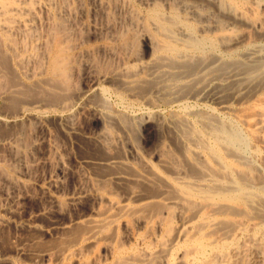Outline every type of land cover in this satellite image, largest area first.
I'll return each instance as SVG.
<instances>
[{"label":"rangeland","instance_id":"obj_1","mask_svg":"<svg viewBox=\"0 0 264 264\" xmlns=\"http://www.w3.org/2000/svg\"><path fill=\"white\" fill-rule=\"evenodd\" d=\"M103 1L105 2L106 0H103ZM143 1L142 0L141 1L140 0H129L128 1L129 3L125 4V6L128 5L127 8H129V10L131 8H133L132 9V11H133L132 15L134 14V10H135L134 16H136L138 18L140 17L143 19L149 13L148 10L151 7L149 5L151 2L145 3ZM190 1L196 2L199 6H201L202 9L205 10L206 15L208 14V16L210 18L214 17L213 19L217 18L220 21L223 20V23L227 22V24H224V27L226 26L225 31L227 30V27L230 28V29H228V32L226 31L227 33H225L228 38H226V35H225V39L222 38L226 44L220 39L219 41H222L224 43V44L221 43L220 45L223 44V46L225 45L224 47L227 48L231 44L230 42H232V44H233L232 45L233 49H232L231 45L229 47L230 49L227 48L228 50L226 48H224L223 46L219 47L220 46L219 41H217V40L215 41V34H213L211 32H207V33L203 32L202 33L200 28L198 27L199 24L197 22L193 23V25L198 24V25L194 26L195 28L192 31V33L194 32V34H195L193 37H196V36L199 37L201 35L204 37L206 36L205 38L208 41L206 39H204V41H202V45L199 48V50L197 49L193 52V50L191 51L189 49V51L185 54L186 56H184L186 58H183L185 60L184 62L187 63V65H188L189 62L188 61L186 62V59L187 60L189 59L191 62V63H189V66H190L191 64H194L195 61L197 62L198 59H200L201 62H200V60L198 61L200 63H202V62L204 63V60H205V64H206V61H207L206 66L212 64V66H211L212 69H210L209 66H208L209 68L205 67V66H204L205 67L204 68L202 66L200 69H197L196 71H198V72L195 71V73H194V76L196 75V77L189 74V72L186 73V71L188 70L186 68H185L186 70L184 68H181V69H179L180 70L179 71L178 69H176L177 66H174L175 64L173 65V63L168 64L169 66H172V67H168L167 68L168 70L164 69L167 66V64H166L165 67L161 68L162 70L160 69V71L159 70L157 71L158 73H156L155 71L153 72L155 74L148 73V71H150V70L147 69L148 67H146V66H148V65H146V63L149 62L148 64H150V59H149L150 54H149V51L146 50L143 45L141 46L140 43L138 44V42H137L136 46H134V48H132L130 50V53H133L132 55L128 54L129 53L128 51H125L123 53H125L126 57L128 56L127 58L125 57L124 54H123V56L121 54L120 55L121 59L119 56V60L116 59L117 60L116 61L114 58V59H112L113 62L111 60V57H107L108 59L110 58L108 60V64H107V61H106L107 58L105 57L104 53L101 51L102 49H99L100 48L99 46H101V48H103V46L109 44V42H108L109 39L107 38L106 41L105 40L97 41V40H94L91 38V33H92L91 25L93 26V24H95V23H97V24L101 23L102 19H100V18H102V16H103V19L106 17V15L104 16V14L103 15L101 14L102 16L100 15L99 9H97L98 11L96 13V8L98 7L96 0H74V3L72 5V8L73 9L77 8L75 10L78 11L77 13L75 11L76 14H75L74 20L76 19L75 20L76 22H77V20H78V22L80 21L79 24H81V26H82L81 31H83V32L80 31V33L82 35L79 33L78 38H77L78 40L80 38L83 42L82 43L79 40L82 44L80 46V49H79V52L81 51L80 53H81V59L82 60H80L81 62L76 63L75 68L77 70L73 71L74 73L72 74L71 79L69 81V85L67 84L68 86H66V88L64 86L61 88V91H60V89L51 91V90H48L46 88H43V84H42V88L40 85H38V86H40L41 89L38 86L33 88L30 86V83L28 81L20 78L18 73H17V78L19 77V79H20V81L18 79L17 85L20 86L21 92L16 95V94L12 93V91H11V93L9 91V94L8 93L3 94V96L0 97V264H120V263L121 264H124V263L125 264H127V263L132 264L134 257L137 254L138 255L142 254L145 250H147L146 248H148L149 252H151V254H153V255L152 256H150V255L146 256L145 255V258L143 257V262L150 261V263L162 264L161 260H163L162 258L164 256H166V253L165 254H163V253L165 250L167 251V249L169 247L167 244H169L173 238H175L173 240L176 243V244L174 243V245H176V247L177 246H179V247L176 248L174 246L175 249L172 251V256H171L172 258L170 257L172 260L171 264H184L181 261V259H179V258H182V254H179V253L185 252L184 249H186V248L184 247V249H183V244H184L186 238H188V235L190 237L192 236V233L193 234L195 233L193 235V237H195L198 235V231H200V233H199L200 235H205L206 237L209 235V237H210L209 240L212 241L214 239L216 242H218L221 239L224 240L222 238V236L217 237L218 235H225V236H223L224 238L231 236L235 230V229L232 230L234 227L233 224L236 225L237 223H239L241 221H246L245 219L248 220L249 217L250 218L253 217V219L257 218L258 220L256 219V223L264 225V207H263L264 206V204H263L264 196L261 195L262 193L264 195V182L261 183L262 181L261 182H260V180L258 181V179H260V178L264 179V175H263L264 170H262L263 168L261 166L260 160L253 157V153H252L254 145L259 140V137H257V136H259V134L258 135L255 134L256 137L255 136L252 137V134L248 133V132H250V131H248L249 129L247 130L248 132H246L244 130V129L249 128V124L246 123L247 128H246L245 123H243V126L241 124L242 123L241 121L244 120L242 116L248 115L247 119L249 116L250 117L255 116L254 118H252V120L253 119L255 120L256 115L258 113L255 109L254 104H255V102L258 103V101H260V100L262 101V99H264V97H262V96H264V93H263L264 90H262V89L260 90L261 86H259V84H260L259 82L264 81V71H263V75H261V73H260L262 71V69L264 68V65H261L262 63L258 65V61L260 60V58L262 59L263 64H264V60H263L264 57L261 56L262 54H264V52H263L264 51V27H263L264 26V0H248V4L246 6V8H248L247 9L248 11H246L245 14H246V16H248V18L255 20V22H256L255 26H252V25H250L251 23L249 24V22H246L243 20H240L238 22L237 20H239V19H235L236 17H235V15L232 14L230 8H225L223 10L224 14H223V11L220 12V10L218 9L219 0H201V1L200 0H190ZM249 1L251 2L252 5L250 4ZM145 4H147V6ZM162 4L167 5L166 2H162ZM166 5H163V8ZM87 6L89 8H87ZM111 7H113V6H111ZM166 7L164 8L165 12L167 10ZM113 8H111L113 14L111 13V15H110L112 18L111 17H106V18L108 20H110V18H111V21H113L112 19H115V17H116L115 20L117 21V19H118V22H119V20H120L119 18L121 17L118 14L119 10L118 11L116 10L117 11L116 12L115 9L113 10ZM127 8H126V10L129 11ZM163 8L161 11L164 13V15H167L166 17H168V12L165 13ZM249 10H250V12H249ZM253 10H255V11H253ZM181 11L182 10H180V12ZM163 13H162V16H164ZM253 13H255V14H253ZM249 14L250 15L253 14L251 16H253L254 18H252ZM232 15H233V17H232ZM218 16H219V18H218ZM224 16H225V18H224ZM228 16L230 18H228ZM106 18L104 19L105 21H107ZM213 19H212V23L214 22ZM209 20L211 22V19H209ZM103 21H102V23H103ZM105 21H104V23H106ZM224 21H226V22H224ZM88 24H90L89 27H88ZM204 24H205V22H204ZM196 27H197V29L199 28L198 32H200V33H197ZM87 29H89V30H87ZM90 29H91V32H90ZM177 30H178L177 31L178 33L181 32L180 28H178ZM211 35H212V37H211ZM230 35H231V37H229ZM177 36L181 37V35H179V34ZM242 40L243 41L245 40L247 42H243ZM248 40H249V42L250 41H252V42L249 43ZM79 41H78V43H80ZM203 42H204V48H203ZM208 42L210 44H208ZM241 42H243L244 45L249 43L251 45H249V44L248 45L251 47H249L248 45H247L248 47L247 46L243 47L242 46L243 44H240ZM215 43L217 45H215ZM102 44H104V45H102ZM209 45L210 46L213 45V46H211L209 48ZM97 48H98V50H97ZM201 48H203V49H201ZM223 48H224V50H222ZM237 48L238 49L240 48L239 51ZM254 48H256L257 51H255ZM247 49H248V51H247ZM253 49H254V51L252 53ZM201 50L202 51L204 50L203 53L200 52ZM88 52H89V54H88ZM246 52H248L247 54H249V52H251L252 53V54H250L251 57H250V55L248 56L246 54ZM257 52H259V53L261 52V53L258 55ZM242 53H243V55H242ZM190 55H194V56H196V58L194 56H190ZM210 55H213V57H211ZM244 55L247 57V59L249 61L247 59H245L246 61H244V58H246ZM256 55H258L259 60L258 59L256 60V57H257ZM103 56L105 57V59ZM198 56H200V57H198ZM230 56H232V57H230ZM124 57H125V59H124ZM133 57L141 60V61L139 60V62L136 64V69L138 68V71L141 68H143L144 71L147 70V72L145 71V75H144V76H149L148 81H150V82H147V83L154 85V82L151 81V78L153 79V77H151V76L154 75V79H155L157 74L158 75L163 74V76L162 75L158 76L159 78L157 77V79L155 80L156 82H158V83L155 82V89L150 87L151 85L149 86L147 83H141L144 85L147 84L145 86L142 85V87L136 86V88L133 87L132 89L131 88L128 89V88H125L123 86L122 87L118 86L114 82H110V83H104V84L101 83L100 84V86L105 87L107 90L106 93H104V94L102 93L103 94L102 96H101V94H99V95L96 94V92L95 93L91 92L90 94H88L89 96L83 94V96L78 95L79 98L76 97L77 95L75 92L82 90V89H80V88H82V85H81L79 77H81V75L86 70V68L84 67L86 59L88 60V62L90 64L94 61L91 65V66H93V69L97 68V69H95V71L97 73H98V71H99V73L102 72L101 74H103V72L105 73L106 71L108 72V70H110L111 66L109 67V64L113 65L115 67L116 66H122L123 63H126L129 59L131 60ZM189 57L190 58L193 57L192 59H195L193 61V63H192V59H190ZM201 57H204V59L203 58L201 59ZM90 58H92V59H90ZM216 58H217V61L213 63V61H215ZM251 58L252 59L255 58L254 62L257 63L256 66H258V68L255 66L257 68V70L254 67H252L254 65V62L252 61ZM232 59H233V61H232ZM125 60H126V62H124ZM234 60H236V61H234ZM238 60H240L241 63L242 62L245 64L247 63L246 65H249L250 63H252L253 65L251 66V68H254L253 71H256L257 76H258V72H259V75H261V76L256 77L255 73H253V74H251V76L253 75L254 78L251 79L253 76L251 77L247 74V72H248L247 69L248 70H252V69H250L247 66H244L245 64L242 65L241 63L238 62ZM83 61H85V62L83 63ZM118 61H119V63H117ZM226 61H227V63H226ZM95 62L99 63V66L97 65V67H96L97 63H95ZM233 62H238L237 66L235 65L237 68H234V64H236V63L233 64ZM248 62H249V64H248ZM230 63L233 65L232 68H233V70L235 69L234 71L236 72V75L234 74L235 72L231 71L232 69H230V68L232 65L230 66ZM196 64H199V63H196ZM227 64H229V65H227ZM239 64H241L242 67H241V65L238 66ZM82 66L84 67L83 69H82ZM191 66H193V65H191ZM227 66L228 67L230 66V67L228 68ZM259 66H262L263 68L261 67L262 69H259L260 68ZM213 67H214V69H213ZM223 67H224V69H223ZM239 67H241L242 70L244 69L243 67H247V69L245 68L246 73H244ZM202 68H204V69H202ZM81 69L84 71H82ZM143 69H141V70H143ZM163 69H164V71H163ZM174 69H176V70L174 71ZM206 69L211 70V71L209 72ZM221 69H223V70H221ZM227 69H228V71H227ZM236 69L239 71V75L237 74ZM8 71L10 72L11 70L8 68ZM12 71H13V74H11V76H13L14 72H15V75L13 77H16V71L15 70H12ZM226 71H227V75H228L229 71H231L233 73L229 72L230 76L228 75V77H227V76H225ZM166 72L169 73L168 75H170V74L172 75V73H176L177 75H180V76L182 74H186V76L182 75V76H184V78L179 76L180 79L181 78H183V79H182V81L179 79L180 82L178 81V83H176L177 87L181 86L180 87L181 90L179 87L177 88V90L180 93L178 91L176 93V91H175L176 86L173 85L175 83L174 82L171 83L170 80L168 81V79L166 77L167 75H165V74H167ZM183 72H185V73H183ZM207 72H209L210 74ZM218 72H219V74H221L223 76L219 75ZM147 73H148V75H147ZM215 73H217V74H215ZM187 74L189 75V78H190L189 80H191L193 82L196 81L194 83L192 82L194 85L191 84V81L188 82V85L190 84L191 86L187 85V81H188V75ZM205 74H207V75H205ZM208 74H209V76H208ZM245 74L247 75V79L249 81H247V79L245 78L246 77ZM0 75H1L0 76V92H2L7 87H9V88L11 87V85L14 83L15 78L12 77L14 80L10 81L8 74L7 73L4 74L3 71H1V69H0ZM217 75L219 76L220 79H217V77H218ZM2 76H4L6 79L3 78ZM214 76H217V77H215L216 79L214 78ZM224 76H225V78H224ZM235 76L236 77L238 76L240 78V79H237L238 82H234V81H237L236 79H234ZM161 77H163V79H161ZM185 77H187L186 81H185ZM208 77L209 78L212 77L211 78L212 80L211 79L209 80ZM203 78H204L205 82L203 81ZM213 78L217 81H214ZM241 79H242V81L245 82V85L244 84L241 85ZM250 79L253 80L251 82V84L248 83V82H250ZM161 81H163V83ZM201 81H202V83L204 82L205 84L204 83L202 84ZM20 82L23 84H21ZM140 82H143V81H140ZM159 82H161L162 84ZM213 82H214V84H213ZM221 82H224V83L230 82L231 84L230 83L226 84L227 86H230V89H229V87L225 86L224 83H221ZM262 82H261V85H262ZM166 83L168 84V86L170 84H172L171 85L172 87L170 86L172 89L170 88L169 91H165V89H162V88H165V86H166V90L169 89V87L166 85ZM216 83H217V86L219 87V89H220V86L222 87L221 88V89H223L222 91L216 87ZM236 83H238V85H237L238 87L236 86ZM252 83H253V85L254 84L255 85L253 86ZM157 84H159V85H157ZM232 84L235 86L234 87L231 86ZM256 84L259 86V89H258ZM22 85H24V86H22ZM162 85L164 87H162ZM202 85H205L204 87L206 88V90H208V87H210L209 90H210L211 94L209 93V90L204 91L205 88ZM214 85L216 87L215 91L211 90V87H213ZM248 85L252 86L251 91H253V92L250 91L252 93V94H250V95H252L251 97H250V95H248L249 94L248 90L250 89L251 86L249 87ZM156 86L157 87L159 86V87L157 88ZM201 86L203 87V89H200ZM223 86L227 87V89H229V93H228V90L225 91L226 88H224ZM244 86H246V87L248 86V89L246 87H245V89H242ZM263 86L264 85H262L261 88H264ZM173 87H175V88H173ZM185 87H187V88L185 89ZM240 87H241L242 91H241V89H239ZM31 88H33V90ZM236 88H238L239 90L238 89L235 90ZM11 89L7 88V90H5V92L3 91V93H6V92H8V90H11ZM64 89H66V90H64ZM160 89L163 93H160L161 92ZM198 89H200L201 91H199V93L197 94L196 92ZM255 89H256V92L259 94V96H257L258 94L255 92ZM22 90L23 91L25 90V91L23 92ZM28 90H30V91H28ZM173 90L175 91L176 94L172 93L173 94L172 95L169 93L170 94L169 95L167 93V92H173ZM185 90H187V92L188 91H190V92L189 93L184 92ZM233 90L236 92L240 91L243 94L245 93V90H247L248 91L247 97H249V99L250 98L251 99L249 100L246 97V93L244 94V97H246V98H243V95L240 92L239 93L237 92V94L235 96L234 93H236V92H234ZM157 91L159 93H157ZM181 91H183V92H181ZM223 91H225L227 93V96L224 94L225 92H223ZM65 92H67V94ZM164 92H166V94ZM216 92H218V93L215 94ZM27 93H28V95H27ZM183 93H185V95H187V94H191V95L190 96L187 95L184 97ZM208 93L210 95H208ZM254 93L256 96L254 95ZM11 94H14L15 96L11 95ZM63 94H65L66 96ZM55 95L57 98L58 97H61V98L57 99L55 97ZM179 95L182 98L183 97L184 98L179 99V98H181ZM192 95H194L196 97H193ZM198 95H199V98L197 97ZM218 95H219V97H218ZM228 95H230V96L228 97ZM222 96L224 97V100H223V98H221ZM237 96L239 98H237ZM241 96H242V98L240 99ZM65 97L68 98L67 102H69V103H67L68 104L67 107L69 109L67 108V111L64 110L65 111L64 112V111H60L61 108H58L57 102L59 100H63ZM89 97H90V99H88ZM99 97H100V99H99ZM187 97H189V98H187ZM259 97H261V99ZM206 98H207V101H206ZM70 99H71V102H70ZM245 99H247L246 100L247 102L245 101ZM11 100L13 101V103ZM34 100L35 101L39 100V101H41V104H42V106L35 109L36 111L39 109L37 112L34 110L32 112L25 113L23 116L24 118L22 117V119L20 120L21 123L15 122V124H14L13 122L9 123L10 121H8V122L5 121L6 120V119H4L5 117L9 118L14 113H17L18 108H20L19 104H21L23 102L34 101ZM96 100H98V101H96ZM101 100H103L104 102H102ZM220 100H221V104L223 106H228L230 109H222L223 107H220V105H219ZM225 100H227V103ZM242 100H244V101H242ZM53 101H54V103H53ZM55 101H57L56 102L57 105L55 104ZM95 101L103 107L100 108V105L97 106ZM49 102H52L53 104L49 103ZM104 103H105V105H104ZM54 104L56 106H53ZM93 104H96L97 108H99V109H97L94 106L95 109H93V110L97 109L98 110L97 113H99V112H102V113H99V115H96L94 113V111L92 110ZM252 104L254 107H252ZM69 105H70V107H69ZM250 105L252 108L255 109V111L250 112V110H254V109H251L250 107H248ZM256 105H258V104H256ZM89 107H90V109H89ZM100 109H102L103 111ZM217 109H218V111H217ZM231 109L233 110V113H232ZM19 110H18V112H19ZM224 110H227V111L224 112ZM228 110H229V113H228ZM235 110L237 113L235 112ZM41 111H43V112H41ZM66 112H68V114ZM194 112H196V113H194ZM197 112H198V114H197ZM234 112H235V114H234ZM252 113L253 114L255 113L256 115L253 116ZM194 114H195V116H194ZM217 114L220 116H218ZM232 114H234V115H232ZM251 114H252V116H251ZM25 115H26V118H25ZM65 115H66V117H70V119L72 118V120H70L69 118L67 119L65 117ZM239 115H242V116H240V117H242V119L237 117ZM97 116H98V118H96ZM198 116L199 117L201 116V117L199 118ZM215 116H216V118L218 116V121L220 120L219 123H218L217 119L213 120V118ZM39 117L42 118L43 121H41V119ZM195 117H196V119H195ZM64 118H66L68 120V122L70 120L71 124H72V121H74L73 125L75 124L74 127L77 125L76 126L77 128L76 127L75 128H76V130L77 129L78 130L76 132L74 131V133L68 132L67 128H68L69 124H67L68 122L66 120L62 121V119H64ZM209 118H210V120H209ZM37 119L38 120L40 119L39 121H41V122L38 123L39 121ZM236 119H238L240 121V123ZM247 119H245V122ZM195 120H197V121H195ZM249 120L252 121L251 118ZM200 121H201V123H200ZM250 121H248V122H250ZM42 122L44 125L42 124ZM65 122H67V123H65ZM189 122H191V123H189ZM221 122H223L227 126L231 125L230 127H231L232 131L230 130L229 127H224L225 125ZM36 124H38V125H36ZM41 124H42V128H41ZM66 124H67V126H66L67 128L64 127ZM218 124H221V125H218ZM222 124H223V126H222ZM237 124H240V125H237ZM211 127L214 131L211 129ZM220 128L225 129L228 132H232V133L235 132L237 134V136L240 137V138H238V140L240 139L242 142L244 140V143H245L243 145L242 142H239L237 140L238 142L231 145L232 148H230L229 146H227L223 143V140H221L220 147L222 149V152L224 153V157H226L227 160L235 163L238 166H241L240 163L242 165L246 164V165H243V166H245L244 168H248L247 166H249V167L251 166V168H253V172H254L253 176L256 179L255 181H257L258 183H261L262 185L259 186L256 190L252 189L253 192L251 191V193L254 194L255 198L251 197L252 194H250V193L245 194V196H246L245 198H247V200L245 199L246 203L247 204L250 203V205L247 206L246 211H243L242 209H241V211L243 212V215L246 217H247V215H249L251 213L248 218H246V217L243 218L244 216L241 214L236 215L237 211L240 212V209L238 210L237 208L231 209L232 210L231 212L234 213L236 218L232 214L228 215V213H231V212L230 211L228 212L227 210H223V209L224 208L227 209L229 204L228 205L225 204L226 206L222 205L223 203L221 205L218 204L219 206H222L220 208H223V209H221V211L223 210V212H225L224 213V214H226L225 216H228L229 218L234 217V219L232 218L230 220V222L232 221L233 224L228 222V224L229 223L230 224L227 226V224H226L227 220L222 217L223 220H226L222 223V221H223L222 218L220 216L218 217V215L216 214V216L214 218H212V220L214 219L215 222H213L211 219H210L211 221H209L211 223V224L209 223V226L211 228H209V226H208V228L205 227L206 229L209 230L208 231L206 229H203V227H202V229H201V227H199V226H201V224L196 223V220H195L196 218H194V214H192V213H195L196 211H198L199 209H201V206L200 207H199V205L195 206L194 205L195 200L194 201L191 200V202H190L188 200L186 201V199H183V196L182 197L180 196V194H181L179 192L180 189L176 185H180L181 183L185 182V184H189V185L191 184L193 189H196L197 187H194V186L198 185L200 183V181L198 179H201L202 175L206 176V175H210V173H212L211 175H213V176L210 178V181L212 183L215 182L217 180V177H218V180H217L218 183L215 182L214 184L220 183L221 188H222V186L226 185V183H227V189L230 188L229 184H231V187H233L232 186L233 182H232L231 173L226 168L223 161L217 162L218 159L215 161L216 157H214L213 161H212L211 160L212 158L209 159L210 157H212V156H210L211 153L209 151L207 152V150H210L209 147L213 143L212 141H214L211 138H213V136L217 137V131H219ZM196 129H197V132L198 131L201 132L202 136L200 135L199 132H198L199 135L196 133ZM200 129L205 130V131H202V130L200 131ZM193 130L195 131V134L193 133L194 132ZM187 131L191 132L192 136L190 134H187ZM239 131H240V134L238 133ZM211 133L212 134L214 133V134L212 135ZM108 134H109V137H108ZM181 134L183 136H181ZM204 134H206L208 136H206ZM261 134L262 133H260V135ZM104 135L107 136L108 138L105 137ZM195 135L198 136V138H196ZM209 135H212V136H209ZM263 135H264V133H263ZM243 136L245 138H243ZM250 136L253 138V140H252V138H250ZM204 137H205V139H204ZM206 137H207V140H206ZM14 138H15V140H14ZM99 138L102 139V142H101V139L99 141ZM103 138L106 140H104ZM35 139L40 140V144H38L40 146H38V147L36 146L35 148H32L29 144L31 143L32 140H35ZM97 139H98V141H97ZM196 139H198L197 140L198 142L195 141ZM202 139L205 141V142L203 141L204 143H207L206 145L205 144L203 145V143H200ZM249 139H251V140H249ZM208 140H209V143H208ZM5 141H6V143H5ZM9 141H12V143ZM2 142H4V144ZM190 144L194 145V146H191ZM199 144H200V146H199ZM251 144H252V148L250 147ZM10 145H11V147H10ZM14 145H15V147H14ZM22 146H23V148H22ZM195 146L201 147L204 151L202 149H200V151H198V149H199L198 147L196 150ZM207 146H209V147H207ZM222 146H224V147H222ZM49 147H50V150L47 151V149H49ZM54 147L58 148V149L56 148L57 149L56 153L54 152L56 150ZM206 147H207V149H206ZM239 147L240 148L242 147V148L240 149ZM14 148H16L18 151ZM38 148H40V149H38ZM51 148L52 149L54 148L53 151L51 150ZM186 149H189V150L191 149L190 152H192V150L194 149L193 150L194 152L186 155L185 154ZM223 149H225L226 151ZM43 151H44V153H43ZM30 152H32V154ZM38 152H39V154H38ZM203 152H204V154H203ZM46 153H47V155H46ZM194 153H195V155H194ZM200 153H201V156H200ZM48 154H49V156H48ZM55 155H58V156H55ZM205 155H207L208 157ZM248 155H250V156H248ZM45 156L48 157L49 161L51 162L50 164H47V166L40 167L38 169H33V171L31 170V171H29V173L27 171H23L25 173H23L21 171V170H23V167L21 166L22 165L21 161H24L26 159H27L26 161H30V160L32 161L33 159H39V158H41V161H42L45 158ZM60 156H61V159H62V162L64 165V167H63L64 172L63 173L58 172L56 170V165H53L54 163L55 164L57 163V161L59 160L58 157H60ZM32 157H33V159H32ZM204 157H206V158H204ZM18 158H20L19 161H18ZM112 158H116V161H118V164L117 163L116 164L115 163L114 164L107 163L106 159H112ZM52 160H54V161H52ZM206 160H208V162ZM219 162H221V166L223 169L221 168ZM253 162L257 163L258 165L254 164ZM217 164H218V166H217ZM251 164H253V165H251ZM50 165H53V168H50L49 167ZM208 165H209V167H212V169L214 167H216V168H214L213 170L212 169L210 170ZM205 166H207V167H205ZM256 166H259V167H256ZM50 169H51V171L54 172V176H55L54 179L57 180V182H58L57 186L58 187L57 186L49 187L47 175L49 172H51V171H49ZM35 170H36V172H35ZM238 170L239 171L237 172V176L239 174H243V172L240 169H238ZM203 171L206 173H204ZM212 171H214L215 173ZM30 172L33 174H30ZM202 172H203V174H201ZM218 173H219V175H218ZM27 174H30V176ZM112 174L113 175L114 174H120L126 178V181L120 182V181L110 180V176ZM229 174H230V176H229ZM214 175L217 177H215ZM222 175L224 176V178H222ZM225 175H226V177H225ZM35 176H36V178H35ZM213 177H215V181H214ZM219 177H221V178H219ZM227 177L228 178L231 177V178L225 179ZM240 177H244V175H241ZM183 178L187 179L188 181L182 180ZM237 178H239V177H237ZM179 179H180V181H179ZM212 179H213V181H212ZM15 180H16V183H17V181L18 182L20 181L21 185H23V183L25 185H27V183H28V186H29V184H31L29 186L30 188L28 186H26V189L28 188L26 190V189L22 188V186L19 183L16 185ZM226 180H228V181H226ZM12 181L14 182V184ZM224 181H226V183H224ZM193 182H195V185H193ZM217 184H216V186H218ZM220 184H219L218 188H220ZM19 185H20V187H19ZM25 185H23V187H25ZM216 186H213V187H216ZM31 189H32V191H30ZM80 189L89 191V193L91 195H89L87 198L83 199L82 201L80 200V201H77L74 203L70 202L69 201L70 196L73 193H76L77 191H79ZM222 189L226 190V186ZM259 189H260V191H259ZM91 190H93V191H91ZM27 193H29V194H27ZM259 193H260V196H259ZM21 195H23V196H21ZM50 196L52 198V202H51ZM176 198H177V200H176ZM178 198H180L179 201H178ZM256 198L257 199L262 198L263 200L261 199V201H259V200L257 201ZM252 199H254V202H252ZM173 200L176 201L175 209L180 211L183 208H185L188 211V214L191 213L190 217L188 214H186L187 211H184V209L181 212H178L176 210L177 213H181L182 215L181 214L175 215V213H176L175 210H172V212H170L171 209L169 210L168 206L171 204V202H174ZM255 201H257V202H255ZM251 203L252 204L255 203L256 205L255 204L252 205ZM257 203L258 204L260 203V205L257 206ZM190 205H191V207H190ZM202 205H203V203H202ZM218 205L210 206V208L208 210L210 211V209L211 210L214 209L213 210L214 212L212 211L213 213H219V214L221 213L222 214L223 212L220 211V208ZM261 205H263V206H261ZM249 206H251V208ZM203 207H204V205H203ZM45 208H47V209H45ZM216 208L217 209L219 208V210L217 211ZM252 208L253 209L255 208V209L253 210ZM170 213L174 216L173 217L171 215V217H170L171 221L173 222V226H174L173 232L175 231L174 229H179V230L184 229V225L181 226V224H180V222L182 221L181 218H183L184 221L190 220L189 221L190 224H188V226L191 225V219H192V221H193L192 224L196 223L195 228L193 227V225L190 227L185 226V229H184L185 233L182 235H178V234L175 235V234H173V232H170L169 234L172 233L171 236L169 234L164 236L165 234L159 229V226L157 227V224L159 221L160 222L163 221L164 218L167 216V214L169 216ZM185 215H186V217H184ZM178 216H179V218H178ZM216 217L219 218V221H217V222H216V220L218 218H216ZM242 218H243V220H242ZM260 218H263V220H260ZM92 219L97 220L98 224L91 223L90 220H92ZM220 219H221V222H220ZM253 219H250V220L253 221ZM84 220H86V221H84ZM153 221H154V223H153ZM156 221H158V222L155 223ZM212 222L215 223L216 225L213 224ZM218 222H220V223H218ZM253 222H255V221H253ZM182 223H183V221H182ZM152 225H153V227H152ZM177 225H179V226H177ZM187 228H189V229H187ZM193 228L195 229V232H194ZM225 229H227L228 232ZM229 229L231 230L230 232H229ZM190 230L191 231L193 230V232L191 233ZM202 230H204V231H202ZM212 231H217L218 233H215ZM92 232H93V234H92ZM132 232L135 233L134 237H131L133 234H130V233H132ZM208 232H210V234H208ZM214 233H215V235H214ZM258 233H259V236H261V234H263V231L260 230ZM161 235H162V237H161ZM137 236H139V237L137 238ZM145 237H147V238H145ZM183 237H184V240H183ZM212 237H214V238H212ZM134 238H136V239H134ZM150 238L153 240V242L151 241ZM144 239H146V240H144ZM242 239H244V238L243 237L240 238L241 243L239 242V246H240V248L243 247V250H244L245 249L244 246L247 247L248 243L244 242L245 240H242ZM164 240H165V242H164ZM160 241L165 243L166 246H163L162 245L163 243H161ZM166 241H167V243H166ZM246 241H247V239H246ZM263 241H264V239L261 241V245L258 246V250L260 249V251H263L262 254L264 255V242ZM243 242L246 245L243 244V246H241V244ZM142 243H144V244H142ZM148 243L150 245H152V244H154V245L150 246ZM178 244H180V245L182 244L181 247ZM144 245L145 246L149 245V246L145 247ZM161 245H162V247H161ZM159 246L161 247L160 248L161 252H162L161 254L159 252L160 251ZM143 247H145L144 251H143ZM152 247L154 248V250ZM178 248H180V249H178ZM261 248H262V250H261ZM152 250L154 252H152ZM140 251H142V252H140ZM118 252H122L121 253L122 255H120V257L118 255ZM173 252H175V253L177 252L176 254H178V256L176 254H174ZM155 255L158 257H154ZM131 257L133 259H131ZM173 257H175L174 260H173ZM154 258H156V259H154ZM146 263L149 264L148 262H146Z\"/></svg>","mask_w":264,"mask_h":264},{"label":"bare ground","instance_id":"obj_2","mask_svg":"<svg viewBox=\"0 0 264 264\" xmlns=\"http://www.w3.org/2000/svg\"><path fill=\"white\" fill-rule=\"evenodd\" d=\"M129 0H106L105 2L103 1V0H96V3H97V8H96V13H97V9H99V13H100V15L102 14H104V16L106 15V17H111L110 15H111V13L113 14V12H112V10H111V8H113V10L115 9V11L117 10H119V12H118V14L121 16L119 19V22H118V19H117V21L115 20L116 19V17H115V19H112L113 21H111V18H110V20H108L106 17V19H107V21H105L104 19H103V16H102V18H100V19H102L101 20V23H102V21L104 20L106 23H104V21H103V23L101 24V23H95V24H93V26L91 25V27H92V33H91V38L92 39H94V40H97V41H102V40H107V38L109 39L108 40V42H109V44H107V45H105V46H103V48H101V46H99L100 48L99 49H102L101 51L104 53V55H105V57L107 58V57H111V60L112 59H114L115 58V60L117 59V60H119V56L122 54V56H123V54L125 55V53H123V52H125V51H128L129 53L128 54H130V55H132L133 53H130V50L132 49V48H134V46H136V44H137V42H138V44L140 43L141 44V46L143 45L144 46V48L146 49V50H148L149 51V56H150V64H148V63H146V65H148V66H146V67H148L147 69H149L150 71H148V73H151V74H155V73H153L154 71L156 72V73H158L157 71L159 70L160 71V69L161 68H163V67H165V65L167 64V66H166V68H164V69H167L168 67H172V66H169L168 64L169 63H173V65L174 66H177V68L176 69H181V68H186V69H188L187 71H186V73L187 72H189V74H191V75H193L194 76V73H195V71L197 70V69H200L202 66L204 67H210V69H212L211 68V66H212V64L211 65H208V66H206V64H207V61H206V64H205V60H204V63L202 64V63H200L201 62V60L200 59H198V61L200 60V62H194V64H191V65H193V66H189V63H191L190 62V60L188 59H186V62L188 61L189 63H188V65H187V63H185L184 61V59L183 58H186V57H184V56H186L185 54L189 51V49L192 51L193 50V52L195 51V50H199V48L201 47V45H202V41H204V39H206L204 36H199V37H193L195 34H194V32L192 33V31L194 30V26H196V25H198L199 24V28H200V30H201V32L203 33H207V32H211V33H213V34H215V41L217 40V41H219L220 39L224 42V40L223 39H225V33H227L228 32V29H230L229 27H227V32L225 31V27H224V24H227V22L226 21H224V22H226V23H223V20L222 21H220L219 19H217V18H215V19H213V18H210L209 16H208V14L206 15V12H205V10L204 9H202V7L201 6H199L196 2H192V1H190V0H142L143 2H148V3H150L149 5L151 6L150 7V9L148 10L149 11V13L142 19V18H138V17H136V16H134L135 15V10H134V14L132 15V13H133V11H132V9L133 8H131L130 10L132 11H130L129 10V8H127L128 7V5H126L125 6V4H127V3H129L128 2ZM141 1V0H140ZM201 1V0H200ZM81 2V1H80ZM162 2H166L167 3V5L166 4H162ZM250 2V1H249ZM73 3H74V0H0V69H1V71H3V73L4 74H8V76H9V80L10 81H13L14 79L13 78H15V80H14V83L12 84L11 82V87L9 88V87H7L8 89H11V90H8V92H6V93H3V91L5 92V90H7V88L5 89V90H3L2 92H0V97H2L3 96V94H9V91H10V93H11V91H12V93H14V94H18V93H20L21 92V88H20V86L19 85H17L18 83H17V81H18V79H19V77L20 78H22L23 80H26V81H28L29 83H30V86L31 87H36V86H38V85H40L41 86V88H42V84H43V88H46V89H48V90H58V89H60V91H61V88L62 87H64L65 86V88H66V86H68L69 85V81H70V79H71V76H72V74L74 73L73 71L74 70H77L76 68H75V65H76V63H79V62H81L80 60H82L81 59V51L79 52V49H80V46L82 45L81 44V42H82V40L79 38V40L81 41H79L77 38H78V34L80 33V31H81V29H82V26H81V24H79V22H78V20H77V22L74 20V18H75V14L78 12V11H76L75 9H77V8H75V9H73L72 8V5H73ZM95 3V4H96ZM147 3V4H148ZM209 3V2H208ZM81 4V3H80ZM143 4V3H142ZM147 4H145L146 6H147ZM247 4H248V0H219V2H218V9L220 10V12L221 11H223L225 8H230L231 9V12H232V14L233 15H235V19H239V20H237L238 22L240 21V20H243V21H246V22H249V24L250 25H252V26H255L256 25V22H255V20H252V19H250V18H248V16H246V11H248L247 9L248 8H246V6H247ZM250 4H251V2H250ZM163 5H166L165 7L167 8V10H166V12H168V17H166L167 15H164V13L161 11L162 10V8H163ZM252 5V4H251ZM111 6H113V7H111ZM125 6V7H124ZM254 6V5H253ZM77 7V6H76ZM80 7V6H79ZM82 7V6H81ZM131 7V6H130ZM162 7V8H161ZM164 7V8H165ZM87 8H89L88 6H87ZM126 8L129 10V11H127L126 10ZM163 8V10H164V12H165V9ZM82 9V8H81ZM253 9V8H252ZM180 10H182L181 12H180ZM75 11H76V13H75ZM116 11V12H117ZM253 11H255V10H253ZM81 12V11H80ZM88 12V11H87ZM124 12V13H123ZM137 12V11H136ZM165 12V13H166ZM249 12H250V10H249ZM252 12V11H251ZM138 13V12H137ZM142 13V12H141ZM162 13H163V15L165 16H162ZM211 13V12H210ZM88 14V13H87ZM223 14H224V11H223ZM227 14V13H226ZM230 14V13H229ZM248 14V13H247ZM253 14H255V13H253ZM253 14H251V15H253ZM93 15V14H92ZM139 15V14H138ZM141 15V14H140ZM231 15V14H230ZM233 15H232V17H233ZM250 15V14H249ZM250 15V16H251ZM100 16V17H101ZM214 16V15H213ZM88 17V16H87ZM90 17V16H89ZM95 17V16H94ZM118 17V16H117ZM252 18H254L253 16H251ZM114 18V17H113ZM218 18H219V16H218ZM224 18H225V16H224ZM228 18H230L229 16H228ZM262 18V17H261ZM209 19H211V22H210V20ZM212 19L214 20V22L212 23ZM217 19V20H216ZM258 19V18H257ZM96 22V21H95ZM195 22H197L198 24H196V25H193V23H195ZM204 22H205V24H204ZM84 23V22H83ZM82 23V24H83ZM259 23V22H258ZM257 23V24H258ZM85 24V23H84ZM229 24V23H228ZM254 24V25H253ZM89 25L90 24H88V27H89ZM234 26V25H233ZM261 26V25H260ZM259 26V27H260ZM264 27V26H263ZM178 28H180V30H181V34L180 33H178L177 31V29ZM198 28V29H199ZM197 29V27H196V30H197V33H200V32H198L199 30ZM259 29V28H258ZM263 29V28H262ZM87 30H89V29H87ZM232 30V29H231ZM230 30V31H231ZM81 32H83V31H81ZM87 32V31H86ZM90 32H91V29H90ZM262 32V31H261ZM89 33V32H88ZM179 35H181V37L180 36H177L178 34ZM81 34V33H80ZM210 34V33H209ZM82 35V34H81ZM200 35V34H199ZM86 36V35H85ZM234 36V35H233ZM80 37V36H79ZM87 37V36H86ZM211 37H212V35H211ZM229 37H231V35L229 36ZM249 37V36H248ZM105 38V39H104ZM223 38V39H222ZM226 38H228L227 37V35H226ZM233 39V38H232ZM249 39V38H248ZM207 40V39H206ZM230 40V39H229ZM78 41L80 42V43H78ZM84 41V40H83ZM208 41V40H207ZM211 41V40H210ZM213 41V40H212ZM222 41H219V45L221 44V43H223ZM243 41V40H242ZM85 42V41H84ZM227 42V41H226ZM229 42V41H228ZM243 42H247V41H243ZM243 42H241L240 44H243L242 46L243 47H245V46H247L249 43H251L252 41H250L249 42V40H248V44H245L244 45V43ZM254 42V41H253ZM83 43V42H82ZM104 43V42H103ZM206 43V42H205ZM225 43V42H224ZM223 43V44H224ZM231 44V46L233 45L232 44V42H230ZM235 43V42H234ZM106 44V43H105ZM208 44H210L209 42H208ZM223 44L222 45H220L219 47H222L223 46ZM226 44V43H225ZM255 44V43H254ZM102 45H104V44H102ZM207 45V44H206ZM215 45H217L216 43H215ZM214 45V46H215ZM228 45V44H227ZM226 45V46H227ZM230 45L227 47V48H229L230 47ZM249 45H251V44H249ZM248 45V46H249ZM253 45V44H252ZM257 45V44H256ZM208 46V45H207ZM211 46H213V45H211ZM210 45H209V48L211 47ZM225 46V45H224ZM223 46V47H224ZM247 46V47H248ZM206 47V46H205ZM217 47V46H216ZM238 47V46H237ZM241 47V46H240ZM249 47H251V46H249ZM256 47V46H255ZM203 48H204V42H203ZM203 48H201V49H203ZM214 48V47H213ZM224 48H226V47H224ZM224 48L222 49V50H224ZM226 48V49H227ZM78 49V50H77ZM225 49V50H226ZM230 49V48H229ZM232 49H233V46H232ZM231 49V50H232ZM238 49V48H237ZM240 49V48H239ZM239 49H238V51H239ZM249 49V48H248ZM248 49H247V51H248ZM251 49V48H250ZM255 49V51H257L256 50V48H254ZM254 49L252 50V53H253V51H254ZM97 50H98V48H97ZM134 50V49H133ZM228 50V49H227ZM245 50V49H244ZM190 51V52H191ZM204 51V50H203ZM203 51L201 50L200 52H202L203 53ZM221 51V50H220ZM230 51V50H229ZM251 51V50H250ZM261 51V50H260ZM79 52V53H78ZM226 52V51H225ZM232 52V51H231ZM234 52V51H233ZM264 52V51H263ZM262 52V53H263ZM192 53V52H191ZM248 52H246V54H247ZM251 52H249V54H247L248 56L250 55V54H252ZM258 53V55L261 53H259V52H257ZM86 54V53H85ZM88 54H89V52H88ZM193 54V53H192ZM226 54V53H225ZM256 54V53H255ZM83 55V54H82ZM206 55V54H205ZM208 55V54H207ZM242 55H243V53H242ZM258 55H256L257 57H256V60L258 59ZM148 56V55H147ZM190 56H194V55H190ZM201 56V55H200ZM200 56H198V57H200ZM211 57H213V55H210ZM245 56V55H244ZM261 56H263L264 57V54H262ZM104 57V56H103ZM105 57H104V59H105ZM113 57V58H112ZM125 57H126V55H125ZM125 57H124V59H125ZM128 57V56H127ZM126 57V58H127ZM195 58H196V56H194ZM197 57V58H198ZM207 57V56H206ZM230 57H232V56H230ZM246 57V56H245ZM250 57H251V55H250ZM253 57V56H252ZM255 57V56H254ZM262 57V58H263ZM83 58V57H82ZM190 58V57H189ZM193 58V57H192ZM192 58H190V59H192ZM204 59V57H201V59ZM249 58V57H248ZM260 58V57H259ZM85 59V58H84ZM83 59V60H84ZM90 59H92V58H90ZM110 59V58H109ZM108 58H107V64H108V60H109ZM120 59H121V56H120ZM123 59V60H124ZM142 59V58H141ZM208 59V58H207ZM245 59H247V57L246 58H244V61H246ZM252 59V58H251ZM254 59L255 58H253L252 59V61L254 62ZM95 60V59H94ZM110 60V61H111ZM116 60V61H117ZM139 60L140 59H138V58H135V57H133L131 60L129 59L127 62H126V60L124 61V62H126V63H123V65L122 66H113V65H110L109 64V67H110V70H108V72L106 71L105 73L103 72V74H101V73H99V71H98V73L95 71V69H97V68H95V69H93V66H91L92 65V63L94 62H92L91 64L88 62V60L86 59L85 61H83V63L85 62V68H86V70L84 71V70H82L84 67L82 66V71H84V73L81 75V77H79L80 78V82H81V85H82V88H80V89H82V90H79V91H77V92H75L76 93V97H78V95H82L83 96V94H85V95H88V94H90L91 92H96V94H101V96L104 94V93H106L107 92V90H106V88L105 87H103V86H100V84L101 83H110V82H114V83H116L118 86H123V87H125V88H128V89H132L133 87H135L136 88V86H138V87H142V85H144V84H141V83H147V82H150V81H148V79H149V76H144L145 75V71L147 72V70H145L144 71V69L143 68H141V69H143V70H139L138 71V68L136 69V64L139 62ZM195 59H192V63H193V61H194ZM197 60V59H196ZM230 60V59H229ZM237 60V59H236ZM236 60H234V61H236ZM248 60V59H247ZM255 60V61H256ZM259 60V59H258ZM260 60L262 61V59L260 58ZM258 61V65L259 64H261V65H264L263 64V61L261 62V61ZM264 60V59H263ZM92 61V60H91ZM90 61V62H91ZM141 61V60H140ZM217 61V58L215 59V61H213V63L214 62H216ZM232 61H233V59H232ZM249 61V60H248ZM251 61V60H250ZM251 61V62H252ZM112 62H113V60H112ZM144 62V61H143ZM224 62V61H223ZM238 62L239 63H241V61L240 60H238ZM238 62H233V64L234 63H236V64H234V68H237L236 66H237V63ZM260 62V63H259ZM95 63H97V62H95ZM94 63V64H95ZM116 63V62H115ZM117 63H119V61L117 62ZM196 63H199V64H196ZM209 63V62H208ZM212 63V62H211ZM226 63H227V61H226ZM93 64V65H94ZM122 64V63H121ZM142 64V63H141ZM210 64V63H209ZM242 65H244L245 63H241ZM241 64H239L238 66H240ZM247 64V63H246ZM244 65V66H247V67H249L250 69H252V70H248L247 69V67H243L244 69L242 70L241 69V67H242V65H241V67H239L244 73H246V69H247V74L249 75V76H251V74H253V73H255V75H256V77H260L261 75H263V71H264V68L262 67V66H259L260 68L259 69H262V71L260 72L261 73V75H259V72H258V76H257V74H256V71H253V69L255 68L256 70H257V68H258V66H256V64L257 63H255L254 62V65L252 64V63H250L249 64V62H248V64L249 65ZM78 65V64H77ZM97 65L99 66V63H97L96 64V67H97ZM120 65V64H119ZM139 65V64H138ZM172 65V64H171ZM226 65V64H225ZM227 65H229V64H227ZM232 64L230 63V66H231ZM236 65V66H235ZM253 65V66H252ZM173 66V67H174ZM223 66V65H222ZM229 66V67H230ZM251 66L252 67H254V68H251ZM257 68H256V67ZM95 67V66H94ZM102 67V66H101ZM204 67V68H205ZM208 67V68H209ZM225 67V66H224ZM224 67H223V69H224ZM228 67V66H227ZM226 67V68H227ZM228 67V68H229ZM233 65L231 66V68L230 69H232L231 71H233V72H235L234 70H233ZM262 67V68H261ZM8 68L12 71V70H15L16 71V77H13L14 75H15V72H14V75L13 76H11V74H13V71L11 72H9L8 71ZM14 68V69H13ZM175 68V67H174ZM204 68H202V69H204ZM246 68V69H245ZM99 69V68H98ZM164 69H163V71H164ZM176 69H174V71L176 70ZM185 69V70H186ZM213 69H214V67H213ZM223 69H221V70H223ZM239 69V70H240ZM162 70V69H161ZM168 70V69H167ZM177 70V71H178ZM206 70H208V69H206ZM240 70V71H241ZM162 71V72H163ZM180 71V70H179ZM209 72L211 71V70H208ZM220 71V70H219ZM227 71H228V69H227ZM227 71H226V75L225 76H227L228 77V75H229V72H231V71H229L228 72V75H227ZM236 71H237V74L239 75V71L236 69ZM172 72V71H171ZM196 72H198V71H196ZM200 72V71H199ZM209 72H207V73H209ZM213 72V71H212ZM215 72V71H214ZM233 72H231V73H233ZM17 73H18V75H19V77L17 78ZM148 73H147V75H148ZM160 73V72H159ZM167 74H165V75H167L166 77H167V79H168V81L170 80L171 81V83L172 82H174L175 84L176 83H178V81H179V79H180V77H183L184 78V76H182V75H185L186 76V74H182L181 76L180 75H177L176 73H172V75L170 74V75H168L169 73L168 72H166ZM183 73H185V72H183ZM201 73V72H200ZM230 73V74H231ZM241 73V72H240ZM143 76H142V75ZM150 74V75H151ZM161 74V73H160ZM198 74V73H197ZM210 74V73H209ZM209 74H208V76H209ZM213 74V73H212ZM215 74H217V73H215ZM218 74H219V72H218ZM235 75H236V72L234 73ZM162 76H163V74H161ZM161 75H158L157 74V76L155 77V79H154V75H152L151 77H153V79L151 78V81L152 82H154V85L153 84H150V83H147L150 87H152V88H154L155 89V80L157 79V77L158 76H161ZM188 75V74H187ZM190 75V76H191ZM199 75V74H198ZM197 75V76H198ZM205 75H207V74H205ZM219 75H221V74H219ZM243 75V74H242ZM241 75V76H242ZM246 75V74H245ZM1 76V75H0ZM80 76V75H79ZM169 76V77H168ZM180 76V77H179ZM203 76V75H202ZM211 76V75H210ZM218 76V75H217ZM217 76H214V78L215 77H217ZM221 76H223V75H221ZM225 76H224V78H225ZM230 76V75H229ZM244 76V75H243ZM242 76V77H243ZM248 76V77H249ZM253 76V75H252ZM251 76V77H252ZM3 78H5L4 76H2ZM13 77V78H12ZM192 77V76H191ZM194 77H196V75L194 76ZM201 77V76H200ZM205 77V76H204ZM139 78V79H138ZM159 78V77H158ZM183 78H181L180 80L182 81V79ZM187 77H185V81L187 80L186 79ZM193 78V77H192ZM191 78V79H192ZM198 78V77H197ZM209 78V77H208ZM212 78V77H211ZM211 78H209V80L211 79ZM213 78V79H214ZM230 78V77H229ZM233 78V77H232ZM246 79H247V75H246V77H245ZM254 78V76L251 78V79H253ZM6 79V78H5ZM161 79H163V77H161ZM165 79V78H164ZM190 78H189V75H188V81H187V85H188V82L189 81H191V80H189ZM207 79V78H206ZM216 79V78H215ZM214 79V81H217V80H215ZM217 79H220L219 78V76L217 77ZM228 79V78H227ZM234 79H240L238 76L236 77L235 76V78ZM250 79V82H248V83H250L251 84V82L253 81V80H251ZM4 80V79H3ZM8 80V79H7ZM159 80V79H158ZM202 80V79H201ZM212 80V79H211ZM225 80V79H224ZM232 80V79H231ZM261 80V79H260ZM19 81H20V79H19ZM140 81H143V82H140ZM164 81V80H163ZM163 81H161L162 83H163ZM203 81H204V78H203ZM246 81V80H245ZM247 81H249L248 79H247ZM246 81V82H247ZM257 81V80H256ZM33 82V83H32ZM161 82H159V83H161ZM180 82V81H179ZM193 81H191V84H193L194 82H196V81H194L193 83H192ZM205 82V81H204ZM203 82V83H204ZM220 82V81H219ZM227 82V81H226ZM232 82V81H231ZM234 82H238V80L237 81H234ZM243 82V83H242ZM261 82L262 81H260L259 83V86H261L262 87V85H264L263 83H264V81L262 82V85H261ZM9 83V82H8ZM21 83V82H20ZM26 83V82H25ZM156 83H158V82H156ZM161 83V84H162ZM169 83V82H168ZM201 83H202V81H201ZM202 83V84H203ZM221 83H224V82H221ZM220 83V84H221ZM228 83H230V82H228ZM228 83H224V85L225 86H227L226 84H228ZM233 83V82H232ZM21 84H23V83H21ZM68 84V85H67ZM147 84H145V85H147ZM175 84H173L174 86H176V89H175V91H176V93H177V88L179 87H177V84L175 85ZM205 84V83H204ZM207 84V83H206ZM213 84H214V82H213ZM231 84V83H230ZM229 84V85H230ZM242 84H244L245 85V82L244 81H242V79H241V85ZM144 85V86H145ZM153 85V86H152ZM157 85H159V84H157ZM166 85L168 86V84L166 83ZM172 84H170L168 87H169V89L168 90H166V86H165V88H162V89H165V91H169L170 90V88L172 87L171 86ZM194 85V84H193ZM201 85V84H200ZM211 85V84H210ZM238 85V83H236V86ZM252 85H253V83H252ZM255 85V84H254ZM253 85V86H254ZM257 85V84H256ZM22 86H24V85H22ZM40 86H38L39 88H40ZM171 86V87H170ZM188 86H191L190 84L188 85ZM203 87L205 86V85H202ZM201 86V88L200 89H203V87ZM231 86H235V85H231ZM249 86V85H248ZM248 86L246 87V86H244L242 89H245V87L248 89ZM251 86V85H250ZM249 86V87H250ZM259 86L257 85V87H258V89H259ZM137 87V88H138ZM157 87V86H156ZM159 87V86H158ZM157 87V88H158ZM162 87H164L163 85H162ZM181 87V86H180ZM179 87V88H180ZM216 87L219 89V87L217 86V83H216ZM215 85L213 86V87H211V90H214L215 91ZM224 87V86H223ZM227 87H229V89H230V86H227ZM227 87H224V88H226L225 89V91L226 90H228V93H229V89H227ZM238 87V86H237ZM242 87V86H241ZM241 87L239 88V89H241ZM260 87V90L262 89V90H264V88H261ZM264 87V86H263ZM25 88V87H24ZM33 88H31L32 90H33ZM40 88V89H41ZM68 88V87H67ZM148 88V87H147ZM173 88H175V87H173ZM187 87H185V89H186ZM205 88V87H204ZM209 88L210 87H208V90H209ZM222 87L220 86V89L219 90H223V89H221ZM252 86L250 87V89L247 91V90H245V93H246V97H247V94L248 95H250V94H252L251 92H253V91H251L252 89ZM26 89V88H25ZM108 89V88H107ZM172 89V88H171ZM200 89H198L197 90V94L199 93V91H201ZM217 89V90H218ZM238 88H236L235 90H237ZM238 89V90H239ZM242 89H241V91H242ZM257 89V90H258ZM31 90V91H32ZM43 90V89H42ZM64 90H66V89H64ZM69 90V89H68ZM106 90V91H105ZM152 90V89H151ZM180 90H181V88H180ZM206 90V88L204 89V91ZM208 90H206V91H208ZM23 91V90H22ZM25 91V90H24ZM23 91V92H24ZM28 91H30V90H28ZM63 91V90H62ZM82 91V92H81ZM105 91V92H104ZM125 91V90H124ZM160 91H161V89H160ZM175 91L173 90V92H167L168 94L170 93V94H174L175 93ZM203 91V90H202ZM225 91H223V92H225ZM234 91V90H233ZM251 91V92H250ZM259 91V90H258ZM16 92V93H15ZM47 92V91H46ZM81 92V93H80ZM155 92V91H154ZM179 92V91H178ZM181 92H183V91H181ZM184 92H187V90H185ZM190 91H188L187 93H189ZM213 92V91H212ZM222 92V93H223ZM234 92H236V91H234ZM238 93L240 92V91H237ZM237 92L236 93H234L235 94V96H236V94H237ZM248 92V93H247ZM255 92H256V89H255ZM34 93V92H33ZM49 93V92H48ZM58 93V92H57ZM66 94H67V92H65ZM80 93V94H79ZM103 93V94H102ZM157 93H159L158 91H157ZM160 93H163L162 91L160 92ZM165 94H166V92H164ZM175 93V94H176ZM180 93V92H179ZM209 93L211 94V92H210V90H209ZM208 93V95H210ZM218 92H216L215 94H217ZM242 95H243V98H246V97H244V94L242 93V92H240ZM257 93V92H256ZM261 93V92H260ZM264 93V92H263ZM14 94H11V95H14ZM36 94V93H35ZM38 94V93H37ZM55 94V93H54ZM62 94V93H61ZM93 94V93H92ZM95 94V95H96ZM167 94V95H168ZM169 94V95H170ZM172 94V95H173ZM196 94V95H197ZM226 96H227V93L225 92L224 93ZM240 94V95H241ZM258 94V93H257ZM27 95H28V93H27ZM41 95V94H40ZM63 95H65V94H63ZM69 95V94H68ZM183 95H184V97L185 96H190L191 94H187V95H185V93H183ZM182 95V96H183ZM195 95V94H194ZM194 95H192L193 97H196V96H194ZM200 95V94H199ZM199 95L197 96L198 98H199ZM207 95V96H208ZM222 95V94H221ZM239 95V96H240ZM254 95H255V93H254ZM15 96V95H14ZM44 96V95H43ZM66 96V95H65ZM81 96V97H82ZM89 96V95H88ZM93 96V95H92ZM180 96V95H179ZM178 96V97H179ZM206 96V97H207ZM216 96V95H215ZM230 95H228V97H229ZM252 95H250V97H251ZM256 96V95H255ZM254 96V97H255ZM257 96H259V94L257 95ZM22 97V96H21ZM42 97V96H41ZM55 97H56V95H55ZM177 97V98H178ZM181 97V96H180ZM183 97V98H184ZM201 97V96H200ZM218 97H219V95H218ZM262 97H264V96H262ZM32 98V97H31ZM57 98V97H56ZM58 98H61V97H58ZM57 98V99H58ZM66 98V97H65ZM63 99V100H59L58 102L57 101H55V104H56V102H57V104H58V108H61L60 109V111H64V110H66L67 111V106H68V104L67 103H69V102H67V99L68 98H66V99ZM79 98V97H78ZM103 98V97H102ZM182 97L181 98H179V99H183ZM187 98H189V97H187ZM205 98V97H204ZM216 98V97H215ZM221 98H223V100H224V97L222 96ZM220 98V99H221ZM227 98V97H226ZM237 98H239L238 96H237ZM236 98V99H237ZM242 98V96L240 97V99ZM248 99H249V97H247ZM260 99H261V97H259ZM13 99V98H12ZM29 99V98H28ZM37 99V98H36ZM88 99H90V97L88 98ZM99 99H100V97H99ZM212 99V98H211ZM218 99V98H217ZM251 99V98H250ZM249 99V100H250ZM177 100V99H176ZM175 100V101H176ZM204 100V99H203ZM209 100V99H208ZM247 99H245V101H246ZM12 101V100H11ZM22 101V100H21ZM69 101V100H68ZM96 101H98V100H96ZM95 101V102H96ZM100 101V100H99ZM102 102H104L103 100H101ZM205 101V100H204ZM206 101H207V98H206ZM226 101V103H227V100H225ZM231 101V100H230ZM229 101V102H230ZM242 101H244V100H242ZM70 102H71V99H70ZM101 102V103H102ZM247 102V101H246ZM254 102V101H253ZM261 102V103H260ZM12 103H13V101H12ZM16 103V102H15ZM49 103H52V102H49ZM53 103H54V101H53ZM52 103V104H53ZM225 103V102H224ZM225 103V104H226ZM53 105V106H56V105ZM89 104V103H88ZM91 104V103H90ZM96 104H97V106L98 105H100V104H98L97 102H96ZM96 104H93V108H92V110L93 109H95L94 108V106L97 108V106H96ZM224 104V105H225ZM256 104H258V105H256ZM45 105V104H44ZM104 105H105V103H104ZM220 107H223L222 109H230L228 106H223L222 104H221V100H220ZM228 105V104H227ZM230 105V104H229ZM19 106H20V108H18V110H19V112H18V110H17V113H14L13 115H11L9 118L7 117H5L4 119H6L5 121L6 122H8V121H10L9 123H11V122H13L14 124H15V122H20V120L22 119V117L24 116V114L25 113H29V112H32V111H34L36 108H39L40 106H42V104H41V101H39V100H34V101H30V102H23V103H21V104H19ZM254 106H255V109H256V111H257V115L254 113H252L253 114V116L254 115H256V118H255V120L253 119L252 120V118H254V117H250L251 118V120L253 121H250L249 119V117H248V119H247V116H242V115H239V116H237V117H239V118H241L242 119V117H243V119L244 120H242L241 122V124H242V126H243V123H245V125H246V128H247V124H249V128H247V129H244L246 132H248V131H250V132H248V133H251L252 134V137H256V135H258L259 134V136H257V137H259V140L257 141V143L254 145V147H253V157H255L256 159H259L260 160V162H261V166H262V170H264V135H263V133H264V99H262V101L260 100V101H258V103H256L255 102V104H254ZM253 106V104H252V107H254ZM46 107V106H45ZM69 107H70V105H69ZM103 106H101L100 105V108H102ZM248 107H250L251 109H254V108H252L251 107V105L250 106H248ZM15 108V107H14ZM69 109V108H68ZM89 109H90V107H89ZM97 109H99V108H97ZM96 109V110H97ZM221 109V110H222ZM234 109V108H233ZM240 109V108H239ZM255 109L254 110H250V112L251 111H255ZM39 110V109H38ZM37 110V111H38ZM46 110V109H45ZM96 110H93L94 111V113L96 114V115H99V113H102V112H99V113H97L98 112V110L96 111ZM100 110H102V109H100ZM238 110V109H237ZM36 111V110H35ZM36 111V112H37ZM44 111V110H43ZM43 111H41V112H43ZM91 111V110H90ZM103 111V110H102ZM217 111H218V109H217ZM227 110H224V112H226ZM231 111H232V113H233V110L231 109ZM230 111V112H231ZM241 111V110H240ZM65 112V111H64ZM63 112V113H64ZM92 112V111H91ZM204 112V111H203ZM223 112V111H222ZM235 112H236V110H235ZM235 112H234V114H235ZM67 114H68V112H66ZM189 113V112H188ZM194 113H196V112H194ZM207 113V112H206ZM205 113V114H206ZM221 113V112H220ZM228 113H229V110H228ZM237 113V112H236ZM47 114V113H46ZM193 114V113H192ZM197 114H198V112H197ZM227 114V113H226ZM234 114H232V115H234ZM252 114H251V116H252ZM33 115V114H32ZM107 115V114H106ZM200 115V114H199ZM211 115V114H210ZM218 115V114H217ZM30 116V115H29ZM101 116V115H100ZM194 116H195V114H194ZM213 116V115H212ZM218 116H220V115H218ZM218 116H217V118H216V116L213 118V120H216L217 119V121H218ZM240 116H242V117H240ZM41 117V116H40ZM39 117V118H40ZM65 117H66V115H65ZM111 117V116H110ZM148 117V116H147ZM199 117V116H198ZM201 117V116H200ZM199 117V118H200ZM24 118V117H23ZM25 118H26V115H25ZM38 118V117H37ZM45 118V117H44ZM67 119L69 118L70 119V117H66ZM66 118H64V119H62V121L64 120H66L67 122H68V120L66 119ZM96 118H98V116L96 117ZM235 118V117H234ZM41 119V121H43L42 120V118H40ZM39 119V120H40ZM195 119H196V117H195ZM202 119V118H201ZM208 119V118H207ZM245 119H247L248 121H250V122H248L247 120H246V122H245ZM2 120V119H1ZM26 120V119H25ZM38 120V119H37ZM38 120V121H39ZM70 120H72V118L70 119ZM69 120V122L67 123V122H65V123H67V124H69V126H68V128L66 127L67 126V124L64 126V127H66L67 128V130H68V132H70V133H74V131L76 132L77 130H76V128L74 127V125H73V123H74V121H72V124H71V121ZM199 120V119H198ZM205 120V119H204ZM203 120V121H204ZM209 120H210V118H209ZM236 120H238V119H236ZM4 121V122H5ZM37 121V122H38ZM41 121H39L38 123H40ZM59 121V120H58ZM194 121V120H193ZM195 121H197V120H195ZM207 121V120H206ZM220 121V120H219ZM219 121H218V123H219ZM223 121V120H222ZM2 122V121H1ZM192 122V121H191ZM191 122H189V123H191ZM210 122V121H209ZM214 122V121H213ZM230 122V121H229ZM238 122L240 123V121L238 120ZM21 123V122H20ZM175 123V122H174ZM195 123V122H194ZM200 123H201V121H200ZM206 123V122H205ZM221 123H223V122H221ZM247 123V124H246ZM19 124V123H18ZM42 124H43V122H42ZM42 124H41V128H42ZM64 124V123H63ZM216 124V123H215ZM224 124V123H223ZM223 124H222V126H223ZM36 125H38V124H36ZM44 125V124H43ZM62 125V124H61ZM218 125H221V124H218ZM225 125V124H224ZM229 125V124H228ZM237 125H240V124H237ZM32 126V125H31ZM231 126V125H230ZM230 126H227V125H225L224 127H229L230 128V130L232 131V129H231V127ZM241 126V127H242ZM20 127V126H19ZM36 127V126H35ZM63 127V126H62ZM193 127V126H192ZM195 127V126H194ZM223 127V128H224ZM245 127V126H244ZM40 128V129H41ZM189 128V127H188ZM198 128V127H197ZM65 129V128H64ZM191 129V128H190ZM194 129V128H193ZM205 129V128H204ZM211 129H212V127H211ZM228 129V128H227ZM240 129V128H239ZM249 129V130H248ZM202 129H200V131H201ZM210 130V129H209ZM213 130V129H212ZM216 130V129H215ZM237 130V129H236ZM248 130V131H247ZM42 131V130H41ZM189 131V130H188ZM187 131V134H192L191 132H188ZM194 131V130H193ZM192 131V132H193ZM202 131H205V130H202ZM214 131V130H213ZM199 132V131H198ZM197 132V129H196V133L199 135V133H200V135H201V132H199L198 133ZM242 132V131H241ZM67 133V132H66ZM194 134H195V131L193 132ZM204 133V132H203ZM206 133V132H205ZM210 133V132H209ZM239 134H240V131L238 132ZM260 133H262L261 135H260ZM69 134V133H68ZM183 134V133H182ZM181 134V136H183ZM193 134V135H194ZM207 134V133H206ZM206 134H204V135H206ZM212 134V133H211ZM214 134V133H213ZM212 134V135H213ZM256 134V135H255ZM70 135V134H69ZM212 135H209V136H212ZM248 135V134H247ZM16 136V135H15ZM14 136V137H15ZM105 136V135H104ZM192 136V135H191ZM196 136V135H195ZM202 136V135H201ZM206 136H208V135H206ZM240 136V135H239ZM105 137H107V136H105ZM108 137H109V134H108ZM107 137V138H108ZM194 137V136H193ZM215 137V138H214ZM218 137V138H217ZM217 137L216 136H213V138H211L212 140H214V141H212L213 143L210 145V147L209 146H207V147H209L210 148V150H207V152L209 151L210 153H211V155L210 156H212V157H210L209 159H211L212 161H213V158L214 157H216L215 158V161L217 160V162L218 161H223V163L225 164V166H226V168L230 171V173H231V177H232V182H233V187H231V184H229V187L231 188H228L227 189V183H226V181H228V180H226V181H224V183H226V185H224V186H222V188H224L225 186H226V190L225 189H222L221 188V184H220V188H218V186H219V184H217L218 182H217V180H218V177L217 176H215V177H217V180L215 181V177H213L214 178V181L215 182H217L216 184L218 185V186H216V184H214L215 182H211L210 181V178L213 176V175H211L212 173H210V175H202L201 176V179H198L199 181H200V183L198 184V185H195V182H193V185H195L194 187H197L196 189H193V187L191 186V184L189 185V184H185V182L184 183H181L180 185H176V186H178L179 187V189H180V196L182 197L183 196V199H186V201L188 200V201H190L191 202V200L192 201H194V205L195 206H198L199 205V207L201 206V209H199L198 211H196L195 213H192V214H194V218H196L195 220H196V223H200L201 224V226H199V227H201V229H202V227H203V229H206L205 227H207L208 228V226H209V221H211L212 220V218H214L215 216H216V214L218 215V217L220 216L221 218L223 217L224 219H226L227 220V226L231 223V224H233L232 223V221L230 222V220L233 218L234 219V217H232V218H229L228 216H225L226 214H224L225 212H223V210H227L228 212L230 211H232L231 209H235V208H237L238 210L240 209V212L239 211H237V213H236V215H238V214H241V215H243V212L241 211V209L243 210V211H246V209H247V206L248 205H250V203H246V200H247V198H245L246 196H245V194H247V193H250V194H252L251 193V191H252V189H257L259 186H261L262 184L261 183H263L264 182V179H262V178H260V179H258V181L260 180V182L261 183H258L257 181H255L256 179H255V177L253 176V168H251V166L249 167V166H247L248 168H244L245 166H243V165H246V164H241L240 163V165L243 167H241V166H238V165H236L235 163H233V162H231V161H229V160H227V158L226 157H224V153L222 152V149H221V147H220V145H221V140H223V143L225 144V145H227V146H229L230 148H232L231 147V145H233L234 143H236V142H242L240 139L238 140V138H240V137H238L237 136V134L235 133V132H228L227 130H225V129H219V131H217ZM248 137V136H247ZM251 136H250V138H252ZM96 138V137H95ZM196 138H198V136H196ZM221 138V139H220ZM243 138H245L244 136H243ZM100 139L101 138H99V141H100ZM104 139V138H103ZM195 139V138H194ZM204 139H205V137H204ZM12 140V139H11ZM14 140H15V138H14ZM13 140V141H14ZM104 140H106V139H104ZM184 140V139H183ZM198 139H196L195 141H197ZM200 140V139H199ZM206 140H207V137H206ZM238 140V141H237ZM248 140V139H247ZM249 140H251V139H249ZM252 140H253V138H252ZM2 141V140H1ZM4 141V140H3ZM17 141V140H16ZM97 141H98V139H97ZM194 141V142H195ZM204 140L202 139L201 140V142L200 143H203V145L205 144H207V143H204L203 142ZM9 142H11L12 143V141H9ZM15 142V141H14ZM101 142H102V139H101ZM105 142V141H104ZM108 142V141H107ZM198 142V141H197ZM247 142V141H246ZM249 142V141H248ZM3 144H4V142H2ZM5 143H6V141H5ZM8 143V142H7ZM10 143V144H11ZM54 143V142H53ZM106 143V142H105ZM104 143V144H105ZM183 143V142H182ZM196 143V142H195ZM208 143H209V140H208ZM9 144V143H8ZM7 144V145H8ZM38 144H40V140L39 139H35V140H32L31 141V143L29 144L32 148H35L36 146L38 147V146H40V145H38ZM55 144V143H54ZM185 144V143H184ZM198 144V143H197ZM196 144V145H197ZM240 144V143H239ZM242 144L244 145L245 143H244V140H243V142H242ZM241 144V145H242ZM250 144V143H249ZM6 145V144H5ZM107 145V144H106ZM191 145V144H190ZM9 146V145H8ZM52 146V145H51ZM50 146V147H51ZM56 146V145H55ZM191 146H194V145H191ZM199 146H200V144H199ZM10 147H11V145H10ZM14 147H15V145H14ZM27 147V146H26ZM48 147V146H47ZM50 147H49V149H47V151L48 150H50ZM196 147V146H195ZM198 147V146H197ZM197 147H196V150H197ZM207 147H206V149H207ZM222 147H224V146H222ZM250 147L252 148V144L250 145ZM22 148H23V146H22ZM42 148V147H41ZM55 149L57 148V147H54ZM53 148V149H54ZM190 148V147H189ZM193 148V147H192ZM191 148V149H192ZM199 149H198V151H200V149H202L201 147H198ZM226 148V147H225ZM240 148V147H239ZM238 148V149H239ZM242 148V147H241ZM240 148V149H241ZM246 148V147H245ZM13 149V148H12ZM14 149H16V148H14ZM38 149H40V148H38ZM53 149L51 148V150L53 151ZM58 149V148H57ZM57 149L54 151L55 153H56V151H57ZM190 149V150H191ZM248 149V148H247ZM17 150V149H16ZM15 150V151H16ZM30 150V149H29ZM45 150V149H44ZM190 150L189 149H186L185 150V154L187 155V154H190V153H192V152H194L193 150H192V152H190ZM203 150V149H202ZM223 150H225V149H223ZM18 151V150H17ZM31 151V150H30ZM46 151V152H47ZM204 151V150H203ZM226 151V150H225ZM197 152V151H196ZM228 152V151H227ZM230 152V151H229ZM31 154H32V152H30ZM43 153H44V151H43ZM51 153V152H50ZM58 153V152H57ZM232 153V152H231ZM234 153V152H233ZM36 154V153H35ZM38 154H39V152H38ZM203 154H204V152H203ZM46 155H47V153H46ZM194 155H195V153H194ZM226 155V154H225ZM21 156V155H20ZM48 156H49V154H48ZM55 156H58V155H55ZM190 156V155H189ZM200 156H201V153H200ZM205 156H207V155H205ZM248 156H250V155H248ZM27 157V156H26ZM25 157V158H26ZM39 157V156H38ZM208 157V156H207ZM22 158V157H21ZM24 158V159H25ZM50 158V157H49ZM59 158V160L57 161V163L55 164H53V165H56V170L58 171V172H60V173H63L64 172V165H63V162H62V159H61V156L60 157H58ZM201 158V157H200ZM203 158V157H202ZM204 158H206V157H204ZM239 158V157H238ZM19 159L20 158H18V161H19ZM32 159H33V157H32ZM119 159V158H118ZM208 159V160H209ZM253 159V158H252ZM23 160V159H22ZM27 160V159H26ZM26 160H24V161H21L22 162V167H23V170H21L22 172L23 171H27L28 173H29V171H33V169H38V168H40V167H45V166H47V164H50L51 162L49 161V159H48V157H46L45 156V158L41 161V158H39V159H33L32 161L30 160V161H26ZM107 160V163H110V164H118V161H116V158H112V159H106ZM120 160V159H119ZM122 160V159H121ZM193 160V159H192ZM202 160V159H201ZM208 160H206L207 162H208ZM52 161H54V160H52ZM257 161V160H256ZM120 162V161H119ZM123 162V161H122ZM242 162V161H241ZM259 162V163H260ZM20 163V162H19ZM18 163V164H19ZM211 163V162H210ZM220 163V166H221V162H219ZM218 163V164H219ZM252 163V162H251ZM254 163V162H253ZM21 164V163H20ZM218 164H217V166H218ZM254 164H257V163H254ZM16 165V164H15ZM53 165H50L49 167L50 168H53ZM175 165V164H174ZM203 165V164H202ZM210 165V164H209ZM209 165H208V167H209ZM251 165H253V164H251ZM258 165V164H257ZM20 166V165H19ZM212 166V165H211ZM205 167H207V166H205ZM253 167V166H252ZM256 167H259V166H256ZM176 168V167H175ZM214 168H216V167H214ZM213 168V169H214ZM221 168H222V166H221ZM22 169V168H21ZM209 169L211 170L212 169V167H209ZM212 169V170H213ZM223 169V168H222ZM238 169H240L242 172H243V174H239L238 176H237V172L239 171ZM49 171H51V169L49 170ZM179 171V170H178ZM255 171V170H254ZM35 172H36V170H35ZM204 172V171H203ZM203 172L201 173V174H203ZM211 172V171H210ZM212 172H214V171H212ZM228 172V171H227ZM236 172V173H235ZM23 173H25V172H23ZM197 173V172H196ZM199 173V172H198ZM204 173H206V172H204ZM215 173V172H214ZM222 173V172H221ZM241 173V172H240ZM30 174H33V173H31L30 172ZM30 174H27V175H29L30 176ZM235 174V175H234ZM257 174V173H256ZM35 175V174H34ZM218 175H219V173H218ZM241 175H244V177H240ZM264 175V174H263ZM32 176V175H31ZM48 184H49V187H52V186H57L58 185V182H57V180H55L54 179V172L53 171H51V172H49L48 173ZM210 176V177H209ZM229 176H230V174H229ZM199 177V176H198ZM209 177V178H208ZM225 177H226V175H225ZM231 177H229V178H231ZM237 177H239V178H237ZM35 178H36V176H35ZM109 178V177H108ZM186 178V177H185ZM188 178V177H187ZM219 178H221V177H219ZM222 178H224V176L222 175ZM228 177L227 178H225V179H229ZM262 179V180H261ZM9 180V179H8ZM34 180V179H33ZM44 180V179H43ZM110 180H113V181H120V182H123V181H126V178L124 177V176H122V175H120V174H112L111 176H110ZM182 180H186V181H188L187 179H182ZM14 181V180H13ZM12 181V182H13ZM179 181H180V179H179ZM212 181H213V179H212ZM197 182V181H196ZM257 182V183H256ZM15 183H16V180H15ZM20 184L21 182L19 181H17V183H16V185L17 184ZM175 183V182H174ZM254 183V184H253ZM13 184H14V182H13ZM21 185V184H20ZM20 185H19V187H20ZM23 185H25L24 183H23ZM23 185H21L22 186V188H24V189H26V186H28V183H27V185H25V187H23ZM31 184H29V186H30ZM47 185V184H46ZM212 185V186H211ZM28 186V187H29ZM213 186H216V187H213ZM14 187V186H13ZM58 187V186H57ZM30 188V187H29ZM28 189V188H27ZM26 189V190H27ZM19 190V189H18ZM36 190V189H35ZM30 191H32V189L30 190ZM45 191V190H44ZM91 191H93V190H91ZM259 191H260V189H259ZM29 192V191H28ZM253 192V191H252ZM257 192V191H256ZM22 193V192H21ZM33 193V192H32ZM27 194H29V193H27ZM25 195V194H24ZM43 195V194H42ZM89 195H91L90 193H89V191H87V190H83V189H80L79 191H77L76 193H73L71 196H70V198H69V201L70 202H72V203H74V202H77V201H82L83 199H85V198H87ZM96 195V194H95ZM257 195V194H256ZM255 195V196H256ZM262 196H264L263 195V193L261 194ZM18 196V195H17ZM16 196V197H17ZM21 196H23V195H21ZM131 196V195H130ZM134 196V195H133ZM259 196H260V193H259ZM15 197V198H16ZM251 197H254V194H252V196ZM258 197V196H257ZM14 198V199H15ZM19 198V197H18ZM50 198H51V196H50ZM255 198V197H254ZM55 199V198H54ZM179 199L180 198H178V201H179ZM246 199V200H245ZM257 199V198H256ZM262 199V198H261ZM261 199L260 198H258L257 199V201L259 200V201H261ZM176 200H177V198H176ZM182 200V199H181ZM249 200V199H248ZM263 200V199H262ZM174 202H171V204L168 206V209L170 210L171 209V211L170 212H172V210H175V215L177 214V215H179V214H181V213H177V211L178 212H181L183 209H184V211H187L185 208H183L182 210H177V209H175V205H176V201L175 200H173ZM250 201V200H249ZM257 201H255V202H257ZM51 202H52V198H51ZM56 202V201H55ZM252 202H254V199H252ZM202 203H203V205H204V207H203V205H202ZM223 203V204H222ZM218 204H222V205H225V204H229V206H228V208L227 209H223V208H220V207H222V206H219ZM247 204V205H246ZM252 204V203H251ZM255 203H253L252 205H254ZM263 204H264V201H263ZM214 205H218L219 206V208H220V211H221V209H223L221 212H223L222 214L220 213H213L214 211V209H210V211L208 210L209 208H210V206H214ZM256 205V204H255ZM258 205H260V203L258 204L257 203V206ZM116 206V205H115ZM217 206V207H218ZM226 206V205H225ZM224 206V207H225ZM256 206V207H257ZM261 206H263V205H261ZM260 206V207H261ZM178 207V206H177ZM182 207V206H181ZM190 207H191V205H190ZM250 208H251V206H249ZM264 207V206H263ZM187 208V207H186ZM219 208L217 209V211L219 210ZM45 209H47V208H45ZM44 209V210H45ZM181 209V208H180ZM253 209V208H252ZM255 209V208H254ZM253 209V210H254ZM177 210V211H176ZM259 210V209H258ZM262 210V209H261ZM208 211V212H207ZM213 211V212H212ZM260 211V210H259ZM263 211V210H262ZM45 212V211H44ZM193 212V211H192ZM239 212V213H238ZM250 213V212H249ZM186 214H188V211H187V213ZM191 214V213H190ZM190 214H188L189 215V217H190ZM230 214H232V215H234V213L233 212H231V213H228V215H230ZM251 214V213H250ZM249 214V215H250ZM171 213L169 214V216H168V214H167V216L164 218V220L163 221H156L155 223H157L158 222V224H157V227L159 226V229L165 234L164 236H166V235H168L170 232H173V228H174V226H173V222L171 221V219H170V217H171ZM182 215V214H181ZM249 215H247V217L246 216H242L243 218H248L249 217ZM173 216V215H172ZM235 216V215H234ZM174 217V216H173ZM181 217V216H180ZM184 217H186V215L184 216ZM188 217V216H187ZM188 217V218H189ZM218 217H216V218H218ZM178 218H179V216H178ZM187 218V219H188ZM223 218H222V220H223ZM228 218V219H227ZM235 218H236V216H235ZM243 218H242V220H243ZM250 218V217H249ZM248 218V220L247 219H245L246 221H241V222H239V223H237L236 225L235 224H233L234 225V227H233V229L232 230H234V233L231 235V236H229V237H226V238H224L223 236H225V235H218L217 237H220V236H222V238L224 239V240H219L218 242H216L214 239L211 241V240H209L210 239V237H209V235L208 234H210V232H208V236L206 237L205 235H200L199 233H200V231H198V235L197 236H195V237H193V235L195 234H193L192 232H193V230H194V232H195V224L196 223H194V224H192V219H191V225L190 226H192L193 225V230L191 231L190 230V232L192 233V236L190 237L189 235H188V238H186V240H185V242H184V244H183V249H184V247L186 248V249H184L185 250V252L184 253H179V254H182V258H179V259H181V261L184 263V264H263L264 263V255L262 254L263 253V251H260V249L258 250V246L259 245H261V241L264 239V225H261V224H259V223H256V219L257 218H254L253 219V217H251L250 219H253V221H255V222H253L252 220H250ZM182 219V221H183V223H182V221L180 222V224H181V226L182 225H184V229H185V226L187 227L188 226V224H190V220L189 221H184L183 220V218H181ZM211 219V220H210ZM241 219V218H240ZM157 220V219H156ZM160 220V219H159ZM216 220V219H215ZM226 220H223L222 221V223L224 222V221H226ZM229 220V221H228ZM258 220V219H257ZM260 220H263V218H260ZM84 221H86V220H84ZM89 221V220H88ZM91 221V223H93V224H98V221L97 220H94V219H92V220H90ZM213 222H215L214 221V219L212 220ZM217 221H219V218L216 220V222ZM29 222V221H28ZM79 222V221H78ZM83 222V221H82ZM100 222V221H99ZM212 222V223H213ZM220 222H221V219H220ZM220 222H218V223H220ZM228 222H230L229 224H228ZM236 222V221H235ZM88 223V222H87ZM153 223H154V221H153ZM261 223V222H260ZM211 224V223H210ZM213 224H215V223H213ZM225 224V223H224ZM216 225V224H215ZM218 225V224H217ZM177 226H179V225H177ZM190 226H188V227H190ZM226 226V225H225ZM152 227H153V225H152ZM155 227V226H154ZM198 227V226H197ZM231 227V226H230ZM209 228H211L210 226H209ZM158 229V228H157ZM184 229H174L175 231V233L173 232V234H178V235H182V234H184L185 232H184ZM187 229H189V228H187ZM200 229V230H201ZM206 230H208V229H206ZM216 230V229H215ZM223 230V229H222ZM221 230V231H222ZM226 231H227V229H225ZM224 230V231H225ZM260 230H262L263 231V234H261V236H259V231ZM202 231H204V230H202ZM209 231V230H208ZM211 231V230H210ZM223 231V232H224ZM231 230L229 229V232H230ZM161 232V233H162ZM212 232H215V233H218L217 231H212ZM228 232V231H227ZM215 233H214V235H215ZM226 233V232H225ZM92 234H93V232H92ZM130 234H133L131 237H134V235H135V233H130ZM137 234V233H136ZM155 234V233H154ZM172 234V233H171ZM171 234H169L170 236H171ZM205 234V233H204ZM212 234V233H211ZM153 235V234H152ZM186 235V234H185ZM213 235V236H214ZM258 235V236H257ZM88 236V235H87ZM141 236V235H140ZM163 236V237H164ZM211 236V235H210ZM245 236V237H244ZM90 237V236H89ZM92 237V236H91ZM139 236H137V238H138ZM148 237V236H147ZM147 237H145V238H147ZM161 237H162V235H161ZM177 237V236H176ZM187 237V236H186ZM193 237V238H192ZM241 237H243L244 239H242V240H245L244 242H246V243H248V245H247V247H245L244 246V250H243V247H241L240 248V246H239V242L241 241L240 240V238ZM192 238V239H191ZM212 238H214V237H212ZM216 238V237H215ZM134 239H136V238H134ZM151 239V238H150ZM154 239V238H153ZM162 239V238H161ZM164 239V238H163ZM166 239V238H165ZM168 239V238H167ZM173 239H175V238H173ZM172 239V241H170V243L169 244H167L169 247H168V249H167V251L165 252L164 251V253L163 254H165L166 253V256H164L162 259L163 260H161V263L162 264H171V262H172V260H171V256H172V251L175 249L174 248V246L176 247V245H174V243H175V241ZM217 239V238H216ZM246 239H247V241H246ZM144 240H146V239H144ZM182 240V239H181ZM183 240H184V237H183ZM182 240V241H183ZM151 241L153 242V240L151 239ZM159 241V240H158ZM215 241V242H214ZM143 242V241H142ZM145 242V241H144ZM150 242V241H149ZM151 242V243H152ZM161 243H163L162 241H160ZM159 242V243H160ZM164 242H165V240H164ZM180 242V241H179ZM244 242L241 244V246H243V244H244ZM264 242V241H263ZM141 243V242H140ZM146 243V242H145ZM158 243V242H157ZM166 243H167V241H166ZM183 243V242H182ZM241 243V242H240ZM142 244H144V243H142ZM149 244V243H148ZM176 244V243H175ZM150 245V244H149ZM148 245V246H149ZM154 244H152V245H150V246H153ZM158 245V244H157ZM160 245V244H159ZM163 246H166V244L165 243H163L162 244ZM162 245H161V247H162ZM178 245H180V244H178ZM182 245V244H181ZM181 245H180V247H181ZM244 245H246V244H244ZM145 246V245H144ZM147 246V245H146ZM145 246V247H146ZM147 246V247H148ZM156 246V245H155ZM145 247H143V251L145 250L144 248ZM160 246H159V249L161 248ZM177 247H179V246H177ZM176 247V248H177ZM153 248V247H152ZM151 248V249H152ZM147 250H145L142 254H140V255H136L135 257H134V259L131 257V259H133V262H132V264H147L146 262H148L149 264H155V263H150V261H146V262H143V257L145 258V255L146 256H148V255H150V256H152L153 254H151V252H149V249L148 248H146ZM157 249V248H156ZM155 249V250H156ZM178 249H180V248H178ZM182 249V248H181ZM135 250V249H134ZM140 250V249H139ZM138 250V251H139ZM142 250V249H141ZM153 250H154V248H153ZM152 250V252H154ZM261 250H262V248H261ZM151 251V250H150ZM163 251V250H162ZM179 251V250H178ZM181 251V250H180ZM79 252V251H78ZM140 252H142V251H140ZM160 254L162 253L161 252V249H160ZM122 252H118V255H119V257H120V255H122L121 254ZM136 253V252H135ZM174 254H176L175 252H173ZM134 254V253H133ZM132 254V255H133ZM169 254V255H168ZM171 254V255H170ZM173 254V255H174ZM117 255V256H118ZM130 255V254H129ZM177 256H178V254H176ZM263 255V256H262ZM131 256V255H130ZM175 256V255H174ZM154 257H158V256H154ZM171 257V258H170ZM181 257V256H180ZM174 258L175 257H173V260H174ZM154 259H156V258H154ZM160 261V260H159ZM121 264V263H120ZM125 264V263H124ZM128 264V263H127ZM130 264V263H129Z\"/></svg>","mask_w":264,"mask_h":264}]
</instances>
